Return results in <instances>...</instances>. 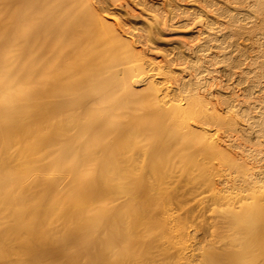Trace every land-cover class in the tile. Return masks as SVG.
I'll list each match as a JSON object with an SVG mask.
<instances>
[{
  "label": "bare ground",
  "instance_id": "1",
  "mask_svg": "<svg viewBox=\"0 0 264 264\" xmlns=\"http://www.w3.org/2000/svg\"><path fill=\"white\" fill-rule=\"evenodd\" d=\"M179 1L0 0V264H264L253 207L226 209L236 236L219 254L156 182L196 159L192 135L206 161L221 130L264 132L248 101L264 98V0ZM134 6L155 13L147 27ZM184 16L200 25L193 58H149L159 25Z\"/></svg>",
  "mask_w": 264,
  "mask_h": 264
},
{
  "label": "rangeland",
  "instance_id": "2",
  "mask_svg": "<svg viewBox=\"0 0 264 264\" xmlns=\"http://www.w3.org/2000/svg\"><path fill=\"white\" fill-rule=\"evenodd\" d=\"M132 1L134 2V0ZM180 2L183 8L198 5L196 1L194 3H191L190 0ZM134 7L137 11H142L139 12L140 14L137 13L142 15L139 18L131 17V21L135 22L134 25L140 24L135 27H147L155 13L145 7L142 8V6ZM166 8L169 9V7ZM189 22L184 16V18H170L167 24L159 25V29L161 27L162 30L158 29L153 33L149 47H146L145 50L147 56L158 59L164 56L167 57V54H169L168 58H171L172 51L189 56L187 54L188 46L194 47L197 42L199 43L196 31L200 26L196 23L190 25ZM188 56L189 59L192 57ZM205 63L207 64V62ZM218 65L220 79H227L228 77L225 75L227 72L223 73L224 67ZM174 71L178 75L184 74L180 68H174ZM181 75L178 77H181ZM228 83H234V79L229 80ZM246 83L243 81L241 84H234L237 93L244 94L242 98L249 97L246 96L248 94L245 90L248 85ZM219 87L220 85L215 88V92H222V88L219 90ZM262 96L260 92H253L252 98L248 101L256 102V109L264 108V98ZM218 106L221 107L220 104ZM220 132L217 138L226 145V150L222 151L223 153H215L211 158L204 161L197 150L198 144H201L203 134L192 135L187 140L189 147L188 149L186 147L185 151L195 152L196 159H191L189 164L182 168H167L166 173L160 175L156 180V182L160 181L165 184L167 188L165 199L169 207L174 209L175 218L183 222L185 228L198 243L201 241V244H205L211 242L212 239V242H215L216 245V252L219 254L226 246L227 243L225 242L229 241L230 237L236 236L234 229H228L229 220L226 209L235 210L239 213L243 209L253 207L256 214L249 211L247 215H256L260 218V221H264V132L258 133L257 128L256 130L247 131L239 129L238 132H234L232 135L228 134L229 132L226 133L224 129ZM231 154L238 160V163H234ZM167 158L173 160L174 156L167 153ZM202 161L204 162L201 163ZM254 179L258 181L254 182ZM213 189L216 191L215 196L212 193ZM220 196L229 199L222 200L219 199ZM258 242L260 241H255L252 245ZM195 252H199V250ZM258 258H260V255ZM258 258L253 256L250 257L252 261L246 260V262L252 263Z\"/></svg>",
  "mask_w": 264,
  "mask_h": 264
}]
</instances>
